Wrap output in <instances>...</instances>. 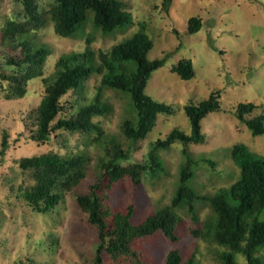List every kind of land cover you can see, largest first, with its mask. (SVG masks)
I'll use <instances>...</instances> for the list:
<instances>
[{
    "label": "rangeland",
    "instance_id": "rangeland-1",
    "mask_svg": "<svg viewBox=\"0 0 264 264\" xmlns=\"http://www.w3.org/2000/svg\"><path fill=\"white\" fill-rule=\"evenodd\" d=\"M34 1L44 13L53 5V0ZM124 1L135 24L115 36L98 35L93 47L107 50L137 31L138 22H146L147 34L153 40L149 60L163 57L167 60L149 79L146 93L172 104L176 112L160 114L155 128L145 140L136 144L131 159L122 165L144 164L149 158L150 145L158 138L165 139L174 128L190 134L191 123L185 105L208 99L212 92L219 93L221 104L220 110L210 112L201 121L202 132L206 135L204 143L185 145L177 141L159 151L165 166L160 176L152 178L147 174L139 184L129 175L114 183L103 178L98 193L103 197L104 207L111 211L108 222L112 224L114 213H126L129 205H133L132 222L139 224L156 208L171 204L179 170L187 160L185 151L197 161L191 185L202 194H214L238 179L240 168L231 157L235 144L244 143L250 151L264 157V135L254 136L236 114L242 102L257 105L247 114L248 118L264 114V0H174L169 12L163 10V0ZM28 14L24 0H0V29L9 21L29 22ZM192 16L200 17L203 26L191 34L188 20ZM46 17V24L34 31L37 41L52 49L43 69L44 75L29 80L22 97H8V82L0 83V264H95L96 250L101 243L99 228L89 221L77 196L90 193L97 182L95 172L99 158L107 155L106 142L95 141L97 132L85 134L67 130L54 133L46 143L31 138L35 130V110L46 93L43 77L54 72L55 63L62 54L80 52L85 47L84 36H59L49 16ZM1 36L0 32V77L12 71L5 60L18 56L21 51L2 45ZM183 58L191 59L194 65L195 75L189 80L171 70ZM99 79L94 75L86 82L82 98L73 91L63 97L66 115L71 108H77L78 103L92 99ZM105 99L113 105V111L107 116H95L93 121L100 123L105 137L116 136L126 145L122 123L128 115L127 97L122 92L108 91ZM6 132L9 133V148L2 155ZM107 147L111 154L112 145ZM49 152L63 156L85 152L89 161L85 166V178L65 193L56 208L42 213L25 199L24 192L31 189L37 179L35 170L22 168L20 160ZM178 212L181 215L176 228L178 241H171L159 231L133 240L131 247L138 253V259L125 255L114 258L104 251L102 264H163L172 248H179L186 257L195 254L200 264H221L219 254L224 248L193 233L194 229L202 227L211 208L198 204L199 224H194L185 210ZM238 257L240 264L246 263L245 257Z\"/></svg>",
    "mask_w": 264,
    "mask_h": 264
},
{
    "label": "trees",
    "instance_id": "trees-1",
    "mask_svg": "<svg viewBox=\"0 0 264 264\" xmlns=\"http://www.w3.org/2000/svg\"><path fill=\"white\" fill-rule=\"evenodd\" d=\"M174 0H163V10L169 12ZM29 22L9 21L0 29L1 44L12 49H21L18 56H10L5 63L12 67L10 73H3L0 83L8 82V97H22L26 93L29 80L43 76V69L52 54L49 45L37 41L34 31L46 24L47 17L57 35L68 38L84 36L82 51L62 54L55 63V70L43 77L46 86L45 96L35 110V130L31 138L46 143L59 130L97 132L95 141H105L107 155L99 158L97 182L87 194L77 196L82 210L89 215V221L99 228V239L95 264H102L101 254L105 251L112 257L129 256L138 259L131 244L134 239L147 237L161 231L171 241L176 242V233L183 209L194 224L200 223L198 204H206L211 214L202 222V227L193 233L222 246L219 254L221 264H240L239 257L246 258L245 264H264V157L250 151L244 143H237L231 150V157L239 166L237 180L228 187L220 188L214 194H202L191 181L196 174V159L187 153V160L179 170V181L171 204L156 208L139 224H133L134 206L129 205L126 213L113 214V222L107 220L111 211L103 205V197L98 193L104 177L109 183L119 181L129 175L139 184L150 174L156 178L164 172L165 166L160 150L168 149L179 141L185 145L204 143L201 121L210 112L221 109L219 93L212 92L208 99L185 105V112L191 123V133L179 128L172 129L165 139L158 138L150 146L148 161L132 166L122 165L131 159V151L139 141L145 140L155 128L160 114L176 112L172 104L158 101L146 93V87L153 73L166 64V57L149 60L148 53L153 40L147 34L146 22H138V30L109 49L95 50L93 43L98 35L115 36L125 33L134 24V18L124 0H53L47 12L40 11L34 0H24ZM203 26L200 17L188 20V32H198ZM179 34L178 30H174ZM171 70L184 80L195 75L191 59L183 58ZM94 75L100 77L95 93L84 104L64 113L67 109L62 99L70 91L83 97L86 82ZM108 91L125 94L128 101V115L122 123V134L126 145L116 136H104L100 123L93 121L95 116H107L113 105L105 99ZM257 105L253 102L240 103L237 107L239 120L247 124L254 136L264 135V114L248 118ZM105 137L104 140H101ZM101 140V141H100ZM112 145V152L107 145ZM124 145L126 148H124ZM9 148V133L2 141V155ZM89 155L85 152L63 156L49 152L39 156L24 157L20 165L24 169H34L36 184L24 192L28 204L42 213L56 208L65 193L79 184L86 176L85 166ZM163 264H200L192 254L184 256L179 248H172Z\"/></svg>",
    "mask_w": 264,
    "mask_h": 264
}]
</instances>
